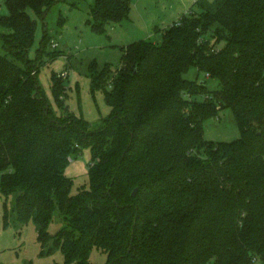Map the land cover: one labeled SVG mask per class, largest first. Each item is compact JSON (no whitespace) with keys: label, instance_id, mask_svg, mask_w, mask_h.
Listing matches in <instances>:
<instances>
[{"label":"trees","instance_id":"obj_1","mask_svg":"<svg viewBox=\"0 0 264 264\" xmlns=\"http://www.w3.org/2000/svg\"><path fill=\"white\" fill-rule=\"evenodd\" d=\"M57 1L5 0L0 17V191L34 219L41 253L61 247L65 264H93L94 247L107 264H264V0H197L201 11L158 29L162 41L122 46L117 75L106 79L110 65L93 75L112 107L99 127L52 109L27 52L29 10L43 19ZM131 1L95 0L93 27L127 18ZM193 66L220 86L185 77ZM63 78L52 76L57 94ZM226 107L242 135L207 140L204 121ZM83 147L90 181L73 194L65 171Z\"/></svg>","mask_w":264,"mask_h":264},{"label":"rangeland","instance_id":"obj_2","mask_svg":"<svg viewBox=\"0 0 264 264\" xmlns=\"http://www.w3.org/2000/svg\"><path fill=\"white\" fill-rule=\"evenodd\" d=\"M94 1H57L43 19L29 10L37 25L34 41L27 52L37 68L36 78L41 92L52 109L58 114L69 112L83 117L93 127H99L110 116L112 107L102 88L93 89L96 70L101 71L110 65L113 70L107 71L106 79H113L120 67L122 46L141 39L160 42L162 35L158 29L172 24L191 7L198 12L201 7L194 4L197 0H132L128 17L109 24L105 31H101L92 25L94 18L90 10ZM203 1L210 3L213 0ZM6 14L8 8L5 0H0V17ZM8 30L0 21V54L7 51L2 46L1 35ZM45 30L52 38L46 46L42 43ZM54 73L64 77L61 79L64 90L58 94L52 80ZM184 76L191 80L198 77L200 81L206 79L210 90L220 86L217 79L209 78L205 73L199 75L194 66ZM203 97L202 93L195 96L199 100ZM204 133L207 140L214 141H232L242 135L229 107L220 109L218 115L204 121ZM91 159L90 149L83 147L67 165L65 172L74 180L73 194L81 185L89 184ZM16 204L15 194L6 199L0 191V264H65L61 247H56L50 253H41L42 246L34 219L29 217L22 221L18 217ZM61 227L62 217L55 211L48 228L51 236ZM90 261L93 264H107V252L94 247Z\"/></svg>","mask_w":264,"mask_h":264},{"label":"water","instance_id":"obj_3","mask_svg":"<svg viewBox=\"0 0 264 264\" xmlns=\"http://www.w3.org/2000/svg\"><path fill=\"white\" fill-rule=\"evenodd\" d=\"M137 192V188L133 191V195H136Z\"/></svg>","mask_w":264,"mask_h":264},{"label":"crops","instance_id":"obj_4","mask_svg":"<svg viewBox=\"0 0 264 264\" xmlns=\"http://www.w3.org/2000/svg\"><path fill=\"white\" fill-rule=\"evenodd\" d=\"M186 12H188V11H186ZM186 12H184V13H186ZM184 13H183V14H184ZM183 14H182V15H183ZM180 17H181V16H180ZM180 17H179V19H180ZM179 19H177V20H179ZM177 20H176V21H177ZM176 21H174V22H176ZM174 22H173V23H174ZM170 25H171V24H170Z\"/></svg>","mask_w":264,"mask_h":264},{"label":"built area","instance_id":"obj_5","mask_svg":"<svg viewBox=\"0 0 264 264\" xmlns=\"http://www.w3.org/2000/svg\"><path fill=\"white\" fill-rule=\"evenodd\" d=\"M63 75L65 76L66 75V72H64Z\"/></svg>","mask_w":264,"mask_h":264}]
</instances>
